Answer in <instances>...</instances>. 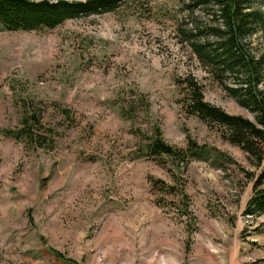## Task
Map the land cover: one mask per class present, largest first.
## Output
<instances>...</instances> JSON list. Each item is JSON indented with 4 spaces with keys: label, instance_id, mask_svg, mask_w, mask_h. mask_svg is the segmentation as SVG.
Returning a JSON list of instances; mask_svg holds the SVG:
<instances>
[{
    "label": "rangeland",
    "instance_id": "1",
    "mask_svg": "<svg viewBox=\"0 0 264 264\" xmlns=\"http://www.w3.org/2000/svg\"><path fill=\"white\" fill-rule=\"evenodd\" d=\"M198 1L130 0L50 29L0 24V264H264V213L244 214L259 168L180 104L176 79L190 75L206 101L254 120L194 51L214 41L198 34L210 22ZM31 111L41 138L3 132ZM156 129L204 149L148 158Z\"/></svg>",
    "mask_w": 264,
    "mask_h": 264
},
{
    "label": "trees",
    "instance_id": "2",
    "mask_svg": "<svg viewBox=\"0 0 264 264\" xmlns=\"http://www.w3.org/2000/svg\"><path fill=\"white\" fill-rule=\"evenodd\" d=\"M130 0H0V24L9 31L39 30L54 28L65 20L82 15L113 12ZM253 0H199L205 7L210 19L198 29V34L211 36L214 41L204 40L194 43V51L206 64L218 83L241 107L250 111L254 120L240 114H230L222 108L206 101L201 85L190 75L177 78L176 84L183 89L180 104L188 115H195L201 121L219 128L220 135L229 143L238 146L259 168L252 174V195L246 202L244 214L264 213V41L256 52L249 50V40L259 34L264 40V0L257 5ZM207 30V31H206ZM190 38L196 36L190 33ZM229 79L230 82H227ZM67 119L71 118L69 108H61ZM22 124L16 131L5 130L13 138L30 141L33 139V126L39 123L35 111L26 113ZM204 148L189 139L186 150L168 144L159 129L144 145V155L153 160L163 156L174 160L194 157ZM187 152V153H186ZM221 156H225L223 153ZM155 186L166 193L171 186L156 181ZM182 202L187 204L188 197L180 192ZM186 209V206L183 207ZM57 254H59L56 251ZM60 255V254H59ZM69 264H76L70 258Z\"/></svg>",
    "mask_w": 264,
    "mask_h": 264
}]
</instances>
